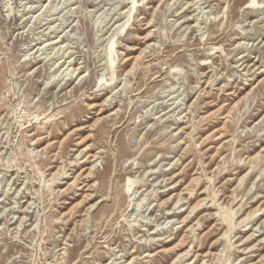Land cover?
<instances>
[{"label": "rangeland", "instance_id": "obj_1", "mask_svg": "<svg viewBox=\"0 0 264 264\" xmlns=\"http://www.w3.org/2000/svg\"><path fill=\"white\" fill-rule=\"evenodd\" d=\"M263 212L264 0H0V264H264Z\"/></svg>", "mask_w": 264, "mask_h": 264}, {"label": "bare ground", "instance_id": "obj_2", "mask_svg": "<svg viewBox=\"0 0 264 264\" xmlns=\"http://www.w3.org/2000/svg\"><path fill=\"white\" fill-rule=\"evenodd\" d=\"M170 1H172V0H170ZM246 9H250V10H251V9H253V6H252V5H251V6H250V5H249V6H246ZM256 9H257V8H256ZM149 36H150V35H149V32H148L147 35H146V38H148ZM54 42H55L56 44H57V43H61V42H59V41L56 40V39H55V41H54V40H51L50 43L53 44ZM50 43H49V44H50ZM150 44H151V43H147V45L145 46V49H146V50H147V48L150 46ZM61 46H62V45H61ZM37 48L39 49V47H37ZM143 50H144V49H143ZM66 58H67V57H66ZM135 60H136V58H135ZM63 61H64V60H63ZM64 64H66V61H64L63 64L60 65L58 68H60L61 66L63 67ZM68 66H69V65H68ZM68 66H67V67H68ZM254 66H255V65H254ZM67 67H66V69H67ZM66 69H65V70H66ZM76 69H77V68H74V69H73V72H75ZM73 72H72V73H73ZM78 75H79V74H78ZM78 75H77V76H78ZM79 78H80V79L82 78V74L79 75ZM105 100H106V99H105ZM105 100H104V101H105ZM179 200H180V199H179ZM92 206H93V205H91V207H92ZM258 210H261V211H262L261 207L258 208V209H254V210L252 211V213H257ZM263 213H264V212H263ZM231 241H232V240H231Z\"/></svg>", "mask_w": 264, "mask_h": 264}]
</instances>
